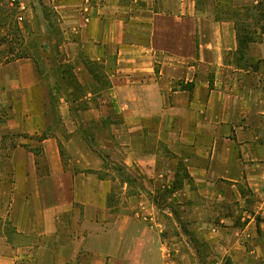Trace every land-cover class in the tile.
Returning <instances> with one entry per match:
<instances>
[{"label":"crops","instance_id":"0c3cea01","mask_svg":"<svg viewBox=\"0 0 264 264\" xmlns=\"http://www.w3.org/2000/svg\"><path fill=\"white\" fill-rule=\"evenodd\" d=\"M260 1L0 0L25 8L26 54L0 45V264L264 262V33L241 52L230 17ZM42 35L89 90L57 97L67 134L86 102L112 158L63 159Z\"/></svg>","mask_w":264,"mask_h":264},{"label":"rangeland","instance_id":"374dc122","mask_svg":"<svg viewBox=\"0 0 264 264\" xmlns=\"http://www.w3.org/2000/svg\"><path fill=\"white\" fill-rule=\"evenodd\" d=\"M18 3H17V7H18ZM17 11L18 12H16L17 14L15 17H17V15L19 14V10ZM262 24L264 25V22ZM21 25L24 27L25 19ZM254 27H256V24H254ZM7 33L8 31L5 28H1V37L5 36ZM20 35H18V37H15V38L12 35H9L10 38L7 39L8 41L1 45L6 44L9 47V49H10V46L12 45L14 48L18 49L21 54L23 52L22 50L24 47V41L22 40ZM43 39H45L43 35L37 36L36 38H34V40L31 41V43L28 42V46L30 45V47L34 49L36 53L35 56H36L38 68L44 72V75L41 76L42 82L44 84L43 87L45 88L46 87L45 85L47 83H50L49 84L50 85V89H49L50 105L47 108L48 113L50 115L47 118V120H45V123L47 126H50L53 132H59L60 134L62 133L64 134L65 146H62V149H64L62 152L63 159L65 160V162H67V164H70L72 161H74V159L83 160V156H82L83 152H84V156L86 155V158H87V154L91 151L96 152L98 154L104 153L109 158L110 157L112 158V156L109 155L108 150L104 149L105 146L103 145L104 140L111 135V134H107V128H110V127L109 125H106L105 123H101L99 120H96L95 118H93L94 114L91 113L90 106H88L86 102L83 101L80 104L78 103L76 105H73L72 106L73 110L71 109V120L75 121L77 129H80L83 133L85 132V134L82 135L81 132H79L78 130L73 135L67 134L68 128L73 129V124H70V123L66 124L62 122L59 116L60 101L57 98V97L66 95L67 92H65L64 88L59 90V93L58 92L54 93L52 91L53 88L55 89L56 84H57V81H56L57 73L50 71V69L52 68V64H53L51 53H50L51 52L50 48H49L48 53L44 54V56L47 55L49 62H46L45 59H42L43 54L41 53L40 45L42 44ZM82 80L87 84L93 83V82H90V79L87 77L86 78L83 77ZM87 92H89V90L84 88L82 90L75 92V94H72V95H74L75 100L79 101L85 97V94H87ZM77 121L79 124H77ZM70 122L72 123V121ZM66 125L68 126V128ZM89 132L92 133V136L90 135ZM84 136H87L85 137L86 139H84ZM259 244L264 247V237L263 236L259 238ZM257 264H264V262L259 261Z\"/></svg>","mask_w":264,"mask_h":264},{"label":"trees","instance_id":"16d2710c","mask_svg":"<svg viewBox=\"0 0 264 264\" xmlns=\"http://www.w3.org/2000/svg\"><path fill=\"white\" fill-rule=\"evenodd\" d=\"M16 9H17V3L15 2L14 10H10V11H5L3 9L0 10V31L1 28H5L8 31V33L5 36L3 37L0 36V45L8 41L7 37H9V35H12L15 38L18 37V35H20L22 32L19 23L16 21V17H15L17 14ZM230 17L235 18L238 21L236 24V28H237V32L239 33L238 40L242 52L247 47L248 38H250L253 29L259 27V29L264 33V25L262 24L264 22V0H261L259 5H257L256 7L247 8L240 11L237 10L234 13H231ZM254 24H256V27H254ZM15 52L16 50L11 45L10 54H14ZM16 57L23 58L25 57V54L24 52L20 54L19 51L17 52ZM240 60H242V57H240ZM37 71L39 73V76L44 75V72L38 68V65H37ZM50 71L57 73V78H56L57 84L54 89L57 90L56 92H59V90L63 88L65 89V92H67L68 90L67 88L69 86H74L75 92L84 89L75 80V77L73 73L70 71L69 67L64 68L63 66L61 67L52 64V68L50 69ZM95 79L97 83L103 84V86L108 85L106 79L98 73L95 75ZM75 92L72 94H75ZM256 221L258 226V232L259 234H261L260 224L264 222V219L258 217Z\"/></svg>","mask_w":264,"mask_h":264},{"label":"built area","instance_id":"2783aa9c","mask_svg":"<svg viewBox=\"0 0 264 264\" xmlns=\"http://www.w3.org/2000/svg\"><path fill=\"white\" fill-rule=\"evenodd\" d=\"M19 14L16 17V21L21 25L22 22L24 21V17L22 15V13L25 11V8L23 5L19 6Z\"/></svg>","mask_w":264,"mask_h":264}]
</instances>
